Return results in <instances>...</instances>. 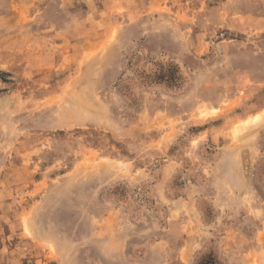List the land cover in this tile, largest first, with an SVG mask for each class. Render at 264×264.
I'll return each mask as SVG.
<instances>
[{
    "label": "rangeland",
    "instance_id": "obj_1",
    "mask_svg": "<svg viewBox=\"0 0 264 264\" xmlns=\"http://www.w3.org/2000/svg\"><path fill=\"white\" fill-rule=\"evenodd\" d=\"M0 264H264V0H0Z\"/></svg>",
    "mask_w": 264,
    "mask_h": 264
}]
</instances>
